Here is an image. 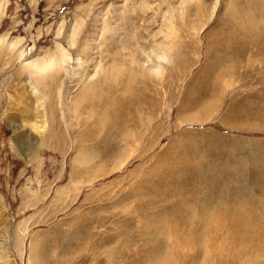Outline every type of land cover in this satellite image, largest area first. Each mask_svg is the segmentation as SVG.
Listing matches in <instances>:
<instances>
[{"label":"rangeland","instance_id":"374dc122","mask_svg":"<svg viewBox=\"0 0 264 264\" xmlns=\"http://www.w3.org/2000/svg\"><path fill=\"white\" fill-rule=\"evenodd\" d=\"M112 32L122 73L91 104ZM0 40V264H264V0H0ZM58 44L89 50L28 157L24 63Z\"/></svg>","mask_w":264,"mask_h":264},{"label":"bare ground","instance_id":"6f19581e","mask_svg":"<svg viewBox=\"0 0 264 264\" xmlns=\"http://www.w3.org/2000/svg\"><path fill=\"white\" fill-rule=\"evenodd\" d=\"M76 25L77 26H76L75 29L72 28V29H74V31H73V33L71 32L72 33L71 38H70V40H68L69 41L68 42V45H69L68 47H70V48L75 45L76 36L78 34V31H79L78 30L79 29V25L78 24H76ZM110 31L111 30L108 27V24L103 25L102 32H101L103 35H105L107 32H108L107 34H110ZM113 33L114 32H112V34L109 35L108 42L103 43L105 45L104 49L100 50L99 52L97 50V53L99 54L98 58L100 59V62L97 63V65H95L96 66L95 73L92 74L94 77L93 76L90 77L87 86H85L80 92V99H82V98L83 99H87L88 101H91V102H89L91 104L95 103V101L98 100V99L99 100L101 99L100 101H102V103H104V100H105L104 97H103L104 94L99 92V90L102 87H103V89H101L100 91H102V90L104 91L105 88L107 89V87L104 88V86L107 83H110V82L114 81L113 80V76L118 75L119 73H122L120 70H117L115 68H119L120 69L121 67H119V65H123L124 60L121 59V55L119 53H116L115 51H114L115 53L110 52L112 50V47H114V45H115V43L117 41V40H115L113 38V36L115 35V33L114 34ZM105 38L107 39V37H105ZM105 38H103V39H105ZM0 43H1V40H0ZM135 43H137V42H135ZM19 45L21 46V41H19V40L16 41V42L14 41V42H10V43L6 44V46H5L6 52H8V54H11V55L12 54H16L17 58H20L21 56H23V58L25 59L26 58V50L22 49ZM88 47L89 46H87V47L85 46L81 50L75 48L76 50H74V52L72 50V53L75 54L76 56L78 55L77 53H84L83 55L86 56L87 55L86 53L89 50ZM162 49H163V52H158V51H156L155 49L152 48L149 53H153V55H154L156 60L160 59L161 61L162 60L163 61H169L168 60V56H167V50H168L167 47H163ZM69 50L65 49L64 46H62L61 44H58L57 47H56V50L53 53H51V54H47V56L44 57L43 59L34 60V61H28L27 60L28 62L26 61L24 63L23 71H25L27 73V76L25 77L24 82L23 83L21 82L22 84H20V85H21L22 90H24L23 87H27L28 88L29 94H30V97H29L28 101H31L29 103L32 105L31 109L25 110L26 111L25 112L26 113L25 116H26V118L32 117L34 119L32 122L28 121V124H27L28 125V130L25 131L26 133L23 132V130L21 131L22 134L23 133H25V134L21 137L20 140H17V144H16V147L19 149V151H21L23 149L22 150L23 152H25V153L27 152L25 154V156H28L30 154L29 152L31 151V147L33 146V144H32V141L30 142V140H28V141H26L25 139L22 140V138L24 136L28 135V137H30L31 140L32 139H36L37 140L38 137H40V138L42 137V140H45L46 143H47V146L51 147V148H52V146H51L52 143H50V142L56 141V143H57V141H58L57 140V136L61 137L60 135H57L58 132H56V130L49 131L50 129L49 130L47 129V123H48V119H49L48 115L50 113L47 112L48 110H46L47 108H45L46 105H45L44 101H46L45 99L47 98V96H46L47 93H51L52 90L55 91L56 89L59 91L60 85L64 84V80L63 79L66 76L68 77L70 75V73H71L69 64H70V61H73V54H71L69 52ZM135 52L136 51H134V54L136 56L137 52L136 53ZM134 54H132V59L133 58H135V59L132 62V64H130V65H132L130 67L133 70H135L134 69L135 67L137 69H138V67L142 68L145 71V72H143L144 73V77H145V78L143 77L144 79L148 80V78L152 74H156L157 75V73L160 74L159 73L160 71L162 72V70H160L161 69L160 64L159 63L156 64L154 62V60H153L154 58L150 54L147 55V60H146L148 63H150V65H148L146 67L145 66L143 67L138 62V59H137V57H134ZM117 56H119V57L117 58ZM105 60H108L111 63V66L108 67L109 69H107L104 66V64H102V62L105 61ZM76 61H77V64L79 62H81L82 61L81 57L76 58ZM134 63H135V65H133ZM85 69H86V67H85ZM113 72H114V74H113ZM131 74H133V73H131ZM149 74H151V75L149 76ZM95 77L97 79H95ZM112 83L114 84V82H112ZM58 91L56 92V94L55 93L54 94L51 93V94L52 95H57V93H59ZM48 97H49V95H48ZM57 98H59V96H57ZM47 100H48V98H47ZM85 101H83V102H85ZM79 103L80 102H78V104ZM98 103H99V101H98ZM50 104H52V103H49L48 106L51 107ZM25 106L27 107V103H26ZM25 106H23V107L26 108ZM53 109L52 108L50 109L51 112H53ZM22 111H23V109L17 108V112L18 113L22 112ZM17 129L19 131L18 127H12L13 133L16 134ZM28 137H27V139H28ZM53 145H54V143H53ZM58 145H59V143H58ZM29 161L30 160L28 159L27 162H29ZM0 198H1V195H0ZM0 258H2V257L0 256Z\"/></svg>","mask_w":264,"mask_h":264}]
</instances>
